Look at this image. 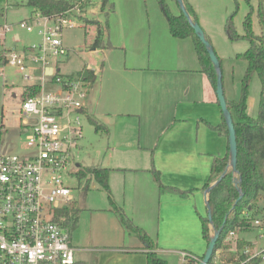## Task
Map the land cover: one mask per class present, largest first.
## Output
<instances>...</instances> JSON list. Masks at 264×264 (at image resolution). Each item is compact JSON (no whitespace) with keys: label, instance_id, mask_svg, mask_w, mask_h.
Returning a JSON list of instances; mask_svg holds the SVG:
<instances>
[{"label":"rangeland","instance_id":"obj_1","mask_svg":"<svg viewBox=\"0 0 264 264\" xmlns=\"http://www.w3.org/2000/svg\"><path fill=\"white\" fill-rule=\"evenodd\" d=\"M75 1L71 0L72 3ZM96 1L99 4L102 3V0ZM188 1L195 9L196 21L203 29L215 53L222 58L221 71L225 97L227 95L230 98H239L246 61L238 57V54L246 50L248 41L241 37L229 38L225 22L228 16H232L235 30L239 34H243L244 17L252 9L253 32L261 34L258 6L262 1L264 8V0ZM114 2V13L110 12L106 15L99 12V4H96L94 5L96 12H91L92 9L88 10L85 17L89 20L98 19L103 23L108 20L110 22L109 29L111 26L112 28L119 27L118 36L126 41L127 48L116 49L113 47L110 50L97 48L90 51L89 43L94 39L96 25L89 24L88 28L78 26L73 29H64L62 31L63 45L72 50L76 49V51H70L61 56L60 72L77 73L84 63L94 66L108 64L107 69L130 64L143 66L145 69L150 67L148 71L143 72H148L153 77L150 79L143 77L148 80L143 84L150 85L149 93L152 94L144 100L148 102L147 105L143 103L140 108L131 110L139 111L140 114L136 116L127 114L128 110L124 108H116L117 104H114L112 112L101 113L98 111V114L94 115L96 119H93L99 124L104 121L103 123L109 126V131L102 127L96 128L87 116L89 113L86 112L82 115V137L79 141V148L72 152L73 163L70 165V169L74 168V163H80L82 166L133 169L141 167L139 165H142L145 159L146 165H148L150 152L153 149L154 161L155 155H158V162L165 164L171 156L176 163L183 165L184 172L194 173L193 170L197 169V164L201 171L198 173L207 176L210 163L209 153L222 155L226 138L223 135H217L206 122V120L212 124L219 122L221 109L216 101L215 91L210 88L205 75L196 71L198 64L193 41L191 38L179 39L171 36L166 19L156 0H114ZM168 2L171 11L178 13L177 3L174 0H168ZM90 5L92 4H88V7ZM126 15L132 17V20L128 21L129 24L125 22L120 27V20ZM36 17L32 7L27 4V0H0V25L4 22L12 24L11 30L0 37V148L8 144L7 152L20 156L26 155L30 151L26 145L25 135L20 128L19 109L23 88L31 81L26 79L24 71L4 62L3 55H8L10 50H15L19 55H22L27 66L33 65L28 46L41 40L39 31L42 28ZM20 20L27 21L32 30L26 31L19 28L16 24ZM48 25L51 26V22ZM128 28H131L133 33L125 35ZM85 29L87 32H84ZM16 33L18 39L15 37ZM104 38H108L107 32L104 33ZM134 41L138 43L137 50L131 48L133 45L131 43ZM178 65H182L187 70L179 69ZM138 72L140 71L118 72L116 69L113 72L106 71V76L110 75V77H106V83H108L106 90L109 88V92H106L110 94L109 97L113 103L120 100L118 97L120 93L133 88L135 79L132 76H138ZM35 73L39 76L41 74L38 71ZM247 83L246 111L249 115L255 116L258 110L260 91L257 74H251ZM94 86L95 84L91 87L90 92ZM207 90L214 98V102L207 99ZM115 109H121L122 112L119 113L122 114L116 112L118 110ZM174 110H176V119L182 118V120H173ZM170 123L171 125L166 129ZM187 134H190L188 140ZM161 152L164 153L161 154ZM154 166L157 168L155 163ZM204 172L206 173L204 174ZM173 176L179 177L177 174H173ZM65 182L72 187L71 197L79 207L78 225L72 230V233L84 234L85 223L91 230L96 231L97 234L100 233L105 228L104 219L106 217L102 212L93 213L87 205L99 203L100 198L105 194L103 188L90 177L78 178L74 175L66 178ZM258 204L264 214V197L260 198ZM157 218L159 220V216ZM258 218L261 222L260 225L238 234L239 238H243L251 244V247L243 248L247 250L246 254L248 255L264 250V223L260 216ZM121 224L123 223L121 222ZM194 227L197 230V223ZM123 228L128 233L124 224ZM154 229H156V224ZM202 242L204 244V241ZM92 243L110 245L108 244L110 242H106L102 238H95ZM114 245L119 246L122 243L117 242ZM232 245L233 249H227L229 253L232 252L236 256L245 253L243 249L235 248L234 242ZM223 252H217V258L226 257L228 253ZM220 254L222 255L220 256ZM98 255L99 253H89L88 256L91 260L87 264H95ZM167 257L170 264H178L176 254H170ZM261 258L257 264H264V257Z\"/></svg>","mask_w":264,"mask_h":264},{"label":"built area","instance_id":"obj_2","mask_svg":"<svg viewBox=\"0 0 264 264\" xmlns=\"http://www.w3.org/2000/svg\"><path fill=\"white\" fill-rule=\"evenodd\" d=\"M93 1L76 0L71 8L52 16L36 14L42 25L41 40L28 46V50L30 60L40 69V76L31 72L34 68L27 66L15 50L3 55L4 62L24 71L26 79L31 81L28 85L37 88L23 92L19 109L20 128L29 153L23 156L8 153V144L0 148V264L74 263L71 233L58 220L57 213L73 201L72 187L65 179L74 176L78 168L74 163L70 169L72 152L79 148L81 117L86 114L93 82L86 78L85 71L77 75L62 74L57 63L62 55L76 51L63 45L62 31L85 26L81 16H85V9ZM16 25L32 30L25 20ZM11 28L12 24L2 23L0 37ZM260 223L254 220V225ZM234 234L230 232V236ZM243 252L246 254L247 250ZM179 255L181 262L188 258L199 261L186 251ZM256 255L264 257V250L249 255L244 262Z\"/></svg>","mask_w":264,"mask_h":264},{"label":"crops","instance_id":"obj_3","mask_svg":"<svg viewBox=\"0 0 264 264\" xmlns=\"http://www.w3.org/2000/svg\"><path fill=\"white\" fill-rule=\"evenodd\" d=\"M187 2L192 6V4L187 0ZM97 3L96 0L92 2V5L87 7V11L96 12L94 8ZM115 2L114 0H105L103 3L99 4V12L104 14H109L110 12H115ZM193 8V6H192ZM194 9V8H193ZM195 11V9H194ZM196 14V11H195ZM103 25L104 23L101 20L95 19ZM132 17H127V15L120 20V27L123 26L125 22L131 21ZM108 25L107 29V39L109 41L110 47H105L104 49H112L113 47L116 49L127 48V43L123 39H120L118 36V31L120 28H112L109 26V21L106 20ZM90 23L86 22L84 28H88ZM129 24V22H128ZM167 24V22H166ZM132 27V26H131ZM168 28V26H167ZM96 29V28H95ZM205 30V29H204ZM84 32H87L85 29ZM206 32V31H205ZM96 33V32H95ZM133 33L131 28L126 30L125 35H129ZM207 34V33H206ZM172 36V35H171ZM208 36V34H207ZM15 37L18 39L17 33ZM93 41V40H92ZM89 43V45L92 43ZM131 48L137 50L138 43L136 41L132 42ZM68 48V47H67ZM103 49V48H100ZM70 50V48H69ZM76 50V49H73ZM96 50L94 47L90 46V51ZM70 52V51H69ZM78 52V51H77ZM196 54V52H195ZM218 55V54H217ZM222 62V58L218 56ZM197 60V56H196ZM60 63H57L58 69L60 71ZM198 64V60H197ZM106 65V66H105ZM101 65H93L84 63L83 67L77 73H62L64 75H77L85 69H91L94 71L96 76L94 83L95 84L93 90L88 93L87 104H86V112L89 113L93 118L94 115H97L98 111L101 113H109L114 110V104H117L116 108H124L128 110L127 114L129 115H138L139 111H131L137 108H140V105L143 103L145 105L148 104L147 101H144L146 97H149L152 93L150 91V85L145 86L143 83L148 81L147 79L152 78V74L148 72L150 67L145 69L143 66L137 65H121L119 67L108 68V64ZM29 67L34 68L31 71L35 76V72H40V69L37 65H29ZM179 69L187 70L182 65H178ZM116 69L118 72H127V71H140L138 72V76L134 77L133 88L130 91H124L119 94V101L113 103L110 100V94H107L106 91L109 92V88L106 90V77H110V75L106 76V71L109 70L111 72ZM32 70V69H31ZM199 73V64L198 69L196 70ZM204 74V73H202ZM205 75V74H204ZM206 77V75H205ZM207 79V77H206ZM208 80V79H207ZM209 83V81H208ZM25 85L23 88V92L27 89ZM91 86V87H92ZM210 88L211 85L209 83ZM148 87V88H147ZM213 89V88H212ZM211 89V90H212ZM22 93V92H21ZM207 99L214 102V98L210 95V92L207 90ZM226 99L236 100L234 98H230L226 95ZM238 99V98H237ZM111 101V103H110ZM144 101V102H143ZM217 101V99H216ZM116 112H122L121 109ZM122 114V113H119ZM176 110H174L173 120H182V118L176 119ZM96 119V118H95ZM98 120V119H97ZM222 121V113L221 120L215 124L210 123L206 120L207 123L211 125H218ZM101 122V121H100ZM104 122V121H103ZM101 122L106 127V131H109L110 128L107 124ZM171 123L167 126L166 129L169 128ZM198 127V124H196ZM215 131V130H214ZM217 135H220L225 139L224 145V155L227 151V136L224 133H218L215 131ZM190 134H187V140ZM175 141V140H174ZM153 150V149H152ZM201 152V151H199ZM164 152H161L163 154ZM169 155V154H164ZM210 155V163H209V171L210 165L213 155L222 156L217 153H209ZM179 157V156H177ZM189 157V156H188ZM130 160V159H128ZM152 152H150V158L148 159V165H146V159L141 167L126 168V167H108L111 168L109 173L108 183L110 188V196L112 201L117 205L122 207L125 215L129 218L136 226L143 229L148 236L152 239L155 237L154 242L156 243V252L158 255L165 259L168 263V255L176 254L178 258V264H181L179 253L182 251L189 252L193 255H201L204 253L207 244L202 238L201 235V224L199 215L206 214L205 208V200L207 199V195L205 196V188L203 185L206 182L208 177L206 175H202L198 172L200 168L196 164V168L199 170H193L194 173L184 172V167L182 164L176 163L173 157H169V160L165 164H161L158 162V155H155V161L153 162ZM150 162V165H149ZM157 166V170L160 172L161 181L163 183V188H159L158 185L153 180V174L150 171L151 165ZM102 167V166H98ZM134 171V172H133ZM206 172H204L205 174ZM173 174L179 175V177L173 176ZM190 174V175H187ZM102 195L99 203L87 205L92 209L93 213L102 212L106 219L104 224V229L100 231V233H96V231L91 230L87 223H85V233H72L71 232V242L74 247V264H87L91 259L88 256L89 253H99L96 257L95 264H147L146 259V243L145 241L138 235L126 233L123 228V224L120 222V218L114 212L113 208L109 204V199L106 194ZM159 216V220L157 218ZM156 219V220H155ZM158 220V223H156ZM195 223H197V230L194 229ZM156 224V229L154 226ZM78 225V222H77ZM76 225V226H77ZM158 225V229H157ZM258 226L254 225L253 227ZM95 227L96 224H95ZM94 227V229H95ZM95 232V233H94ZM155 232V233H152ZM122 233V235H121ZM239 232L235 233V237H238ZM127 235V236H126ZM102 238L106 240V242H110V245H96L92 243L94 239ZM239 238V237H238ZM204 241V244L203 242ZM121 242L122 245H114V243ZM118 247V248H117ZM103 255V256H102ZM170 264V263H169Z\"/></svg>","mask_w":264,"mask_h":264},{"label":"trees","instance_id":"obj_4","mask_svg":"<svg viewBox=\"0 0 264 264\" xmlns=\"http://www.w3.org/2000/svg\"><path fill=\"white\" fill-rule=\"evenodd\" d=\"M105 0H103L104 3ZM161 12L163 13L168 30L175 38H191L196 52L199 71L204 73L215 91L216 72L211 63L210 57L205 46L194 33L189 21L179 9L178 13L171 11L168 0H156ZM176 3L177 1L174 0ZM186 10L190 17L196 21V14L192 6L183 0ZM27 4L32 7L35 14L41 16H52L64 12L72 7L71 0H27ZM178 5V4H177ZM84 8V6H82ZM251 12H248L243 20V34H239L233 25L232 16H228L225 26L226 31L231 39L245 38L248 41V47L238 57L246 61V69L242 79L241 95L236 100L226 99L228 109L231 111L233 124L235 128L237 142V162L236 170L229 168L222 175L229 162V146L227 142V151L224 155H213L210 165V171L203 188H207L218 178L217 183L210 189L207 199L211 210V224L208 221L207 214L199 215L201 224V235L205 244L208 243L213 230L220 229L219 236L216 240L212 257L208 264H240L248 258V254H232L227 249L234 247L243 249L246 246L251 247L250 242L243 238L230 236V232L234 233L248 231L254 226V220L260 216L264 223V214L258 204L260 198L264 197V8L262 1L258 6V18L261 26V34H255L251 25ZM81 19L96 25V33L91 47L105 48L110 47L108 39L104 38V33L107 32L108 25L105 22L103 25L99 21L89 20L84 15ZM103 26V27H102ZM221 68V60L218 57ZM222 72V71H221ZM86 78L94 83L95 74L91 69H85ZM256 73L260 82V91L258 98V110L255 116L247 113V86L248 79L251 74ZM26 88H37L36 86L28 85ZM35 91V90H34ZM88 118L95 124L96 128L106 127L99 124L91 115ZM209 126L218 133H224L226 136L228 130L225 124L224 117L218 125ZM1 141V131H0ZM153 150L151 149V152ZM111 168L96 167V166H80L73 172L78 178L90 177L93 178L106 192L111 207L119 216L121 222L126 227L128 233L140 236L146 243V259L147 264H169L165 259L161 258L156 252V243L147 235V233L136 226L129 218L126 217L122 207L117 206L111 199L110 188L108 183L109 173ZM150 171L153 174V180L159 188H163L160 172L154 165H151ZM240 196V197H239ZM79 207L73 200L66 208L58 211V220L65 226H68L70 233L77 225ZM224 253L227 256L217 258V252ZM198 260L203 256L195 255ZM261 256H252L248 262L244 264H257L261 261ZM195 259L188 258L181 264H198ZM74 264V263H73Z\"/></svg>","mask_w":264,"mask_h":264},{"label":"water","instance_id":"obj_5","mask_svg":"<svg viewBox=\"0 0 264 264\" xmlns=\"http://www.w3.org/2000/svg\"><path fill=\"white\" fill-rule=\"evenodd\" d=\"M176 1H177L178 6H179V9L182 11V13L185 15V17L189 21L190 26L194 30V33L196 34V36L199 38V40L205 46L206 51L210 57L211 63H212V65L215 69V72H216L215 94H216L217 101L219 103L221 113H222V116L224 117L225 124H226L227 130H228L227 140H228V146H229V162H228V165L225 168L224 172L220 176V177H222L229 168H231L233 171L236 170L237 142H236V135H235V128H234V124H233L232 114H231V111L228 109L226 97H225L224 90H223L222 72H221V68H220V62H219L218 56L215 53L214 48L212 47L210 41L205 36L203 29L201 28V26L198 24L197 21L193 20L190 17L188 11L185 8L183 0H176ZM76 166L79 167L80 163H76ZM219 179L220 178H218L215 182H213L210 186H208L204 190L205 196L208 195L210 189L217 183V181ZM205 208H206V214H207L208 221L211 224V210H210V206L208 204V199L205 200ZM219 233H220V229L213 230V233L211 234V236L209 238V241L207 243V246H206V249L203 253V256L199 260L198 264H208L209 263V261L212 257L214 247H215V243H216V240L219 236Z\"/></svg>","mask_w":264,"mask_h":264}]
</instances>
